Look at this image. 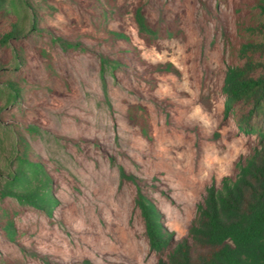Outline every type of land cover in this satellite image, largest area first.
Returning <instances> with one entry per match:
<instances>
[{
  "label": "rangeland",
  "instance_id": "obj_1",
  "mask_svg": "<svg viewBox=\"0 0 264 264\" xmlns=\"http://www.w3.org/2000/svg\"><path fill=\"white\" fill-rule=\"evenodd\" d=\"M137 7L155 39L138 33ZM2 17L22 32L0 45V187L15 127L32 126L24 136L57 203L46 213L3 199L17 211L13 238L0 230V264H156L137 189L182 239L206 186L234 177L257 144L223 117L232 0H5ZM167 61L178 74L155 68Z\"/></svg>",
  "mask_w": 264,
  "mask_h": 264
},
{
  "label": "trees",
  "instance_id": "obj_2",
  "mask_svg": "<svg viewBox=\"0 0 264 264\" xmlns=\"http://www.w3.org/2000/svg\"><path fill=\"white\" fill-rule=\"evenodd\" d=\"M5 0H0V45L18 36L22 29L16 21L5 23L2 17ZM235 27L226 34L229 62L221 84L223 117H231L242 133L255 136L257 144L236 162L234 177H223L219 185L205 188L187 235L175 239L161 221L152 199L138 188L134 197L143 221L148 247L158 258L156 264H264V0H232ZM134 19L138 33L155 39L158 31L137 7ZM114 37L125 38L120 31ZM63 49H81L77 40L51 36ZM127 50H132L128 45ZM101 63L119 67L117 59L101 56ZM1 68V66H0ZM159 71L178 74L167 61L155 65ZM15 88L13 82H8ZM9 101L15 100L16 89ZM32 126L14 129L12 143L16 164L7 172L0 187V230L15 235L13 207L2 204L8 196L22 205L50 213L57 200L52 192V176L43 163L32 155L24 136ZM124 179L133 178L120 169Z\"/></svg>",
  "mask_w": 264,
  "mask_h": 264
}]
</instances>
